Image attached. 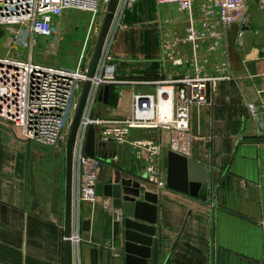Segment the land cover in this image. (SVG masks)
<instances>
[{"label": "crops", "instance_id": "crops-1", "mask_svg": "<svg viewBox=\"0 0 264 264\" xmlns=\"http://www.w3.org/2000/svg\"><path fill=\"white\" fill-rule=\"evenodd\" d=\"M198 7L183 12L173 4L137 0L111 25L119 78L146 82L139 88L145 93L155 94L159 81L193 75L195 63L209 75H231L214 94L208 88V103L191 109L194 141L188 158L206 168L207 200L167 186L158 192L160 264H262L264 144L246 141L264 139L248 108L251 103L264 108V13H247L243 25L231 17L244 13H226L227 22L218 17L208 21ZM205 22L215 25L220 40L208 39L198 47L182 41L190 27L200 30ZM134 90L111 87L107 102L98 98L91 118L131 117ZM261 117L264 123V110ZM129 139L164 146L159 167L167 182L170 134L134 129ZM98 144L104 163L101 183L140 176L146 159L130 145ZM66 188V154L26 141L19 129L0 124V264H64ZM104 201L112 204L110 198ZM78 218L81 242L71 244V264H78L76 252L80 264H125L123 210L83 203ZM85 220L91 222L88 232L83 231Z\"/></svg>", "mask_w": 264, "mask_h": 264}, {"label": "built area", "instance_id": "built-area-1", "mask_svg": "<svg viewBox=\"0 0 264 264\" xmlns=\"http://www.w3.org/2000/svg\"><path fill=\"white\" fill-rule=\"evenodd\" d=\"M111 0H0V124H10L21 131L29 142L67 151L69 135L66 129L72 127L82 98L84 87L90 82L83 114L73 145L72 155V235L71 244L78 246L80 219L78 213L83 203L113 206L110 201L97 195V186L102 181L104 163L98 157L86 154L89 129L94 127L98 142L128 144L133 151L145 157L147 185L155 187L157 193L167 186L166 176L160 169L159 159L164 149L162 144L131 142V130L155 129L170 134L168 149L190 157L194 138L190 131V115L194 106L208 103L207 90L213 94L221 80L231 75H209L196 65L193 75L182 79L157 82L155 94L145 93L139 88L144 81L122 80L119 65L111 53L114 29L112 22L123 13H113L110 28L105 39L97 67L89 76L92 63L91 44L99 18L105 19ZM137 0H118L116 11L121 5H133ZM160 4L176 5L183 12H190L196 2L201 4L208 21L218 17L222 22L236 19L248 23L249 15L236 14L231 17L220 11L225 0H157ZM264 11V0H256ZM78 12L92 17L88 30L81 41L75 44L78 31L64 28L67 14ZM230 13V12H229ZM102 20V21H103ZM243 32L240 33V36ZM215 25L205 22L202 29L194 26L188 29L184 43L198 47L206 40H220ZM71 45H67V42ZM68 56L74 57L76 66H53L36 60V52L45 57H57L69 47ZM78 51L74 53L72 50ZM168 49V43L165 44ZM170 55V54H169ZM176 61V64H181ZM106 86H125L135 89L132 95L133 114L129 118H91L99 94ZM169 104L167 113L162 105ZM251 116L257 124L258 137L264 138V123L261 110L256 103L248 105ZM146 184L144 186H146ZM143 185V184H142ZM147 187V186H146ZM148 188V187H147ZM66 241V238H64ZM79 262V253L76 252ZM264 264V259L262 261Z\"/></svg>", "mask_w": 264, "mask_h": 264}, {"label": "water", "instance_id": "water-1", "mask_svg": "<svg viewBox=\"0 0 264 264\" xmlns=\"http://www.w3.org/2000/svg\"><path fill=\"white\" fill-rule=\"evenodd\" d=\"M118 0H111L102 30L96 45L91 63L89 76L92 77L100 57L108 30L111 25L113 13L115 12ZM90 89V82H87L82 98L71 128L67 144V188H66V223H65V252L64 264H71V235H72V155L73 145L77 129L79 127L85 101ZM111 87L106 86L101 90L99 100L107 102ZM248 144H264V139L246 141ZM98 140L94 127L88 132L86 142V154L89 157L103 159L102 153L98 151ZM103 147L105 144H100ZM167 170V187L185 195L201 200L208 198V178L204 165L189 159L185 156L169 151L164 161ZM138 179L139 181H137ZM136 179H125L117 177L114 184L105 185L100 183L97 186V195L103 198H110L113 207L123 210L124 216V257L125 264H160V240L157 236L156 225L158 224L159 194L142 185L147 182V172L143 168L140 176ZM83 231H90L91 222H82Z\"/></svg>", "mask_w": 264, "mask_h": 264}, {"label": "rangeland", "instance_id": "rangeland-1", "mask_svg": "<svg viewBox=\"0 0 264 264\" xmlns=\"http://www.w3.org/2000/svg\"><path fill=\"white\" fill-rule=\"evenodd\" d=\"M155 2L158 6L164 5V4H160L157 0H155ZM195 4H199L198 9L203 11V8L200 7L199 2H196ZM132 6L133 5L129 6V5L122 4L121 11H120V8L118 11H116L115 9L114 13H125ZM224 10H225V13H229V12L230 13H264V11H262L259 8V5L257 4L256 0H225L223 3V7L220 9V11H224ZM64 20H65L64 28H66L67 30H72V31L77 30L78 31V37L75 39V44L78 41L82 42L84 35L86 34V31L88 30L90 20H92V17L88 14L86 15V14H81L78 12H71L70 14L66 15ZM102 20H103L102 18L98 19L97 25L95 26V29H94L93 40L91 44V57L92 58L94 56V52H95L96 45L99 39V35L103 27L104 20L103 21ZM67 45H71L69 41L67 42ZM69 48L70 46L66 47L65 52L61 53L57 57H51V58L45 57V55L40 54L39 52H36L35 54L36 60L38 62H45L46 64L53 65V66L74 67L76 66V62H75L74 57L68 56ZM72 51L74 53H77L78 50L76 48H73ZM2 53L3 51L0 48V54ZM71 128L72 127H69L66 129L67 135H70ZM62 153L66 154V152L64 151H62Z\"/></svg>", "mask_w": 264, "mask_h": 264}, {"label": "bare ground", "instance_id": "bare-ground-1", "mask_svg": "<svg viewBox=\"0 0 264 264\" xmlns=\"http://www.w3.org/2000/svg\"><path fill=\"white\" fill-rule=\"evenodd\" d=\"M168 106H169V104H163V105H162L161 109H162V113H163V114H165L164 112L169 111V109H170L169 107H170V106H169V107H168ZM115 175H116V174H115ZM115 175H114V176H115Z\"/></svg>", "mask_w": 264, "mask_h": 264}]
</instances>
